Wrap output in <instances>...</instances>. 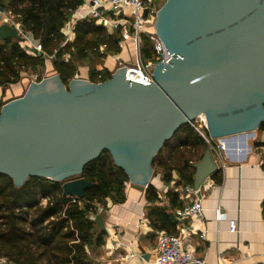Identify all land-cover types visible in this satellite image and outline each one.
I'll list each match as a JSON object with an SVG mask.
<instances>
[{
    "label": "water",
    "instance_id": "95a60500",
    "mask_svg": "<svg viewBox=\"0 0 264 264\" xmlns=\"http://www.w3.org/2000/svg\"><path fill=\"white\" fill-rule=\"evenodd\" d=\"M155 30L171 52L154 81L129 77L128 65L94 82L60 74L33 78L25 95L0 109V173L23 185L31 176L63 182L65 196L84 198L93 182L84 167L108 151L130 182L145 189L154 159L178 130L203 115L211 139L254 135L264 123V0H166ZM22 39L0 24V39ZM194 188L219 168L207 146ZM106 229L103 213L95 216Z\"/></svg>",
    "mask_w": 264,
    "mask_h": 264
},
{
    "label": "trees",
    "instance_id": "16d2710c",
    "mask_svg": "<svg viewBox=\"0 0 264 264\" xmlns=\"http://www.w3.org/2000/svg\"><path fill=\"white\" fill-rule=\"evenodd\" d=\"M84 2L0 0L42 46V52L34 54L23 46V38L0 39V85L18 82L24 71H38L47 56L52 57L54 70L66 85L84 62L92 66V81L111 78L109 73L99 76L96 66L104 64L108 53L120 52L117 33L89 18L76 21L73 40H66L63 32L71 14ZM141 53L146 61L159 60L147 35H143ZM259 130L264 131V123ZM198 146H208L205 138L190 124L181 127L156 155L155 175L162 172L161 179L169 183L176 169L178 185H193L194 174L189 169L195 168L187 160L186 152ZM80 176L94 183L86 189L84 198L65 196L60 181L31 176L17 186L11 176L0 173V258H6L7 264H99L96 258L107 232L98 227L92 216L104 213L108 199L124 202L130 178L108 151L89 162ZM145 197L150 203L149 223L176 234V219L160 204L162 195L153 181L146 188ZM167 197L176 203L179 195L170 190Z\"/></svg>",
    "mask_w": 264,
    "mask_h": 264
},
{
    "label": "crops",
    "instance_id": "0c3cea01",
    "mask_svg": "<svg viewBox=\"0 0 264 264\" xmlns=\"http://www.w3.org/2000/svg\"><path fill=\"white\" fill-rule=\"evenodd\" d=\"M146 15L152 19L149 12ZM4 22H7L5 17L0 16V24ZM7 23L15 25L11 20ZM29 36L33 43H37L30 33ZM74 37L75 33L70 36V40ZM133 56L132 47L116 53L104 64L96 66L100 73L98 75L109 73L112 76L120 66V61L133 62ZM91 70L89 62H84L79 67V76L91 77ZM18 85L12 89H20L24 84ZM242 137L245 148L241 151L231 149L226 156L222 152L216 153L219 168L206 179L198 193L187 192L184 190L185 185L177 184L179 172L176 169L173 171L174 179L169 183L161 179L162 172L152 180L161 192L163 201L160 204L176 219L174 232L181 233L184 245L204 257L201 264H264V131L260 130L248 137L230 136L238 140ZM205 149V146L188 149L187 160L191 164L197 162ZM190 171L195 174V169ZM146 188L141 189L130 182L124 202L115 203L108 199L107 209L103 213L107 235L96 258L99 264H153L155 231L172 232L157 229L147 220L150 203L145 197ZM170 190L179 195L176 203L167 197ZM196 197L202 198L205 219L177 218L176 210ZM218 211L225 217L221 218ZM231 222L236 224L235 231L230 230Z\"/></svg>",
    "mask_w": 264,
    "mask_h": 264
},
{
    "label": "built area",
    "instance_id": "2783aa9c",
    "mask_svg": "<svg viewBox=\"0 0 264 264\" xmlns=\"http://www.w3.org/2000/svg\"><path fill=\"white\" fill-rule=\"evenodd\" d=\"M156 5V0H85L73 12L72 18L69 21L73 25L68 32L70 36L74 34L73 27L76 21L85 18L95 20L98 24H103L110 32H114V28L117 26L124 27L125 37L129 36L128 26H130L136 41V58L133 62L126 63L120 61V66L128 65V70L130 71L129 77L153 82V72L156 64L158 62H168L167 58H171V52L158 36L154 27L156 13L158 11ZM146 12L152 15V19H149ZM11 15L12 13L0 4V16L5 17V20L8 22ZM17 27L20 29V26ZM143 35H147L150 38L154 52L159 57L158 61L152 59L146 61L143 59L141 53V36L143 37ZM70 36L66 39L70 40ZM31 50L36 54H40L42 52V46L37 42L33 44ZM190 125L205 138L208 146L214 151L216 158L219 152H222L226 156L231 149L241 151V149L245 148L244 141L241 143L238 139L230 137L211 139L207 130V119L203 115L190 122ZM238 145L241 146L238 147ZM205 182L206 180L202 186H204ZM202 186L199 189H195L194 186L185 185L184 190L198 193ZM44 202H46V199H44ZM175 213L179 219L191 218L192 220L203 221L205 219V208L202 198L196 197L183 208L177 209ZM218 214L221 218L225 217L220 211H218ZM230 230H236L235 222H231ZM155 234L156 245L154 247L153 264H201L204 262L203 256L184 245V236L181 233L172 234L163 230H156ZM7 262L6 258H0V264H7Z\"/></svg>",
    "mask_w": 264,
    "mask_h": 264
},
{
    "label": "rangeland",
    "instance_id": "374dc122",
    "mask_svg": "<svg viewBox=\"0 0 264 264\" xmlns=\"http://www.w3.org/2000/svg\"><path fill=\"white\" fill-rule=\"evenodd\" d=\"M166 0H156V3H157V8L159 9V7H161L164 2ZM150 6H151V3H150ZM9 11V10H8ZM73 14V13H72ZM72 14H71V17L69 18V20L66 22L64 28H63V32L67 33V37L70 36L68 30L71 29V26L73 25V23L69 22L70 19L72 18ZM10 20L13 21V23L16 25V26H20V32H21V35L23 37V40H22V44L23 46L29 50L30 52L32 51L31 48L33 47V41L32 39L30 38L29 36V31H27L24 26H22V24L16 19V16L12 13V15L10 16ZM13 25V24H12ZM14 25V26H15ZM74 28V27H73ZM128 29H129V36L128 37H125V34H124V27H121V26H117L116 28H114V33H117L116 35V38H117V43L116 45L118 46V48L120 49V53L124 52V51H127V50H130V47L133 48V51H134V54L135 56H133V59L135 60L136 58V51H135V47H136V41L134 39V34L132 32V29L130 26H128ZM74 32V31H73ZM23 33V34H22ZM65 33V35H66ZM31 34V33H30ZM69 34V35H68ZM32 36V35H31ZM34 39V38H33ZM67 40V39H66ZM141 42H143V37L141 36ZM130 45V47H129ZM30 46V47H29ZM102 49H104V47H102ZM33 52V51H32ZM31 52V53H32ZM114 55H116L115 52H110L108 53V55L104 58V62L107 60V59H110V57H113ZM118 55V54H117ZM46 59L48 61L45 62V65L43 67H41V69L38 71H24L22 73V76H21V81L19 82L20 84L23 83V87L20 88V89H12V87H18L19 83L16 82V83H12V84H9V85H0V103L1 104H4L5 102H7L8 100L14 98V97H18V96H22V95H25L26 92H27V89L28 87L30 86L33 78L35 80H42L45 76L49 75V74H52L54 72V70H52V68L54 69V66L53 65V61H52V57L51 56H47ZM39 68V67H38ZM1 109V107H0ZM262 131V130H261ZM258 133L260 132V130L257 131ZM248 137V136H247ZM241 140V143L242 141L245 142V140H243V137ZM249 140V138H247V141ZM246 141V142H247ZM241 146V145H240ZM78 176L77 175H74V176H71L69 177L68 179L70 178H77ZM130 183V182H129ZM128 185V184H127ZM127 185H126V189H127ZM93 218H95V216H92ZM8 263V262H7Z\"/></svg>",
    "mask_w": 264,
    "mask_h": 264
},
{
    "label": "bare ground",
    "instance_id": "6f19581e",
    "mask_svg": "<svg viewBox=\"0 0 264 264\" xmlns=\"http://www.w3.org/2000/svg\"><path fill=\"white\" fill-rule=\"evenodd\" d=\"M239 147V146H238Z\"/></svg>",
    "mask_w": 264,
    "mask_h": 264
},
{
    "label": "flooded vegetation",
    "instance_id": "af4514ba",
    "mask_svg": "<svg viewBox=\"0 0 264 264\" xmlns=\"http://www.w3.org/2000/svg\"><path fill=\"white\" fill-rule=\"evenodd\" d=\"M156 18V17H155Z\"/></svg>",
    "mask_w": 264,
    "mask_h": 264
}]
</instances>
